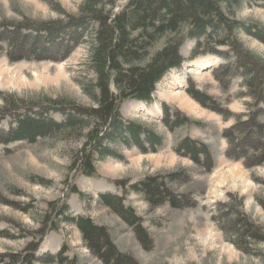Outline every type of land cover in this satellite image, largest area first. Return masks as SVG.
<instances>
[{"label": "rangeland", "instance_id": "1", "mask_svg": "<svg viewBox=\"0 0 264 264\" xmlns=\"http://www.w3.org/2000/svg\"><path fill=\"white\" fill-rule=\"evenodd\" d=\"M111 1L114 2L112 13L126 3V0ZM226 1L228 0H218L225 15L233 20L256 23L264 28V6L261 0H240L238 5L232 2L233 6H230L229 11ZM81 2L82 0H0V25L32 23V28L36 30L49 23H66L57 28L61 33L58 35L57 32L53 40L48 42L41 38L43 35L38 38V47L47 43L44 45L47 51L42 54L43 59L10 61L5 51L0 54V65L14 70L13 72L18 71L30 83L18 87L0 86V109L10 101H17L14 109L23 108L25 104L30 105L32 102L33 105L52 101L82 107L95 105L85 89L88 82L95 80L94 72L87 66L93 45L94 25L88 20L83 30L79 31L77 40L73 41L75 37L70 35L69 40L72 39V42L67 47L65 42L59 41L66 34L69 35L68 29L73 32L67 22L71 17H78ZM177 36L178 33L165 34L150 46L149 56L166 47ZM33 37L36 38L35 35ZM236 38L245 51L264 64L263 43L243 31L236 33ZM30 40L31 38H27V45L24 46L30 48ZM198 41L193 38L183 39L179 47L182 57L180 65L163 75L155 84L150 97L128 98L119 103L122 118L135 120L163 135L164 143L155 151L143 152L136 144L125 146L118 138L117 141L108 142L107 146L119 158L105 156L96 159V175L84 176L72 171L71 165L75 151L78 152L86 144L90 126L77 129L71 134L54 132L50 136L42 135L30 144L25 141L17 142L8 146L7 150L0 147V230L13 236H0V264L9 262L10 255L23 254L27 250V244L39 237L41 242L38 240V258L48 256V259L50 257V260H54L51 263L41 261L35 264H58L51 256H55L63 244L67 246V256L77 257V264H103L89 252L81 233L73 224L62 221L57 230L38 234L41 229L45 231L46 228L42 226L43 218L49 204L55 200L59 201V205L68 204V215L86 214L98 224L106 226L116 248L133 256L138 264H264V238L257 236L264 234V149L259 147V155L253 158L249 156L246 161L233 160L226 154L230 142L222 133L229 131L230 127L236 129L244 122L247 124L248 114L252 111L250 106L255 97L240 95L245 89V80L240 76L232 79L227 89H223L217 81L214 72L220 71L223 65L231 68L233 64L227 46H217L216 52L220 54L194 56L193 50ZM21 43L20 41L19 45ZM26 48L23 47L19 52L29 55L31 51ZM149 56L144 63L149 61ZM203 58L212 59L211 64L202 67L194 65ZM218 66L220 68L217 69ZM218 74L222 75V70ZM35 76L43 78L33 82ZM176 78L181 80L182 86L175 84ZM191 86L216 98L226 107L224 112L229 113L228 116L201 106L186 92V88ZM112 89L115 90L114 87ZM173 91H181L184 97L187 96L194 103L195 108L185 106L173 98ZM156 106L159 107L158 111ZM166 108L181 113L189 121L170 131L163 119H160ZM49 113L54 120L61 119L59 112L50 110ZM50 115L48 114L49 117ZM260 117L264 123V116ZM184 135L196 138L210 148V170L191 158L175 153L172 147ZM258 138L264 145V136ZM135 158L139 161H133ZM157 158L159 161L156 164ZM229 164L241 167L250 186L243 191L224 181L218 188L223 193L218 192L220 195L217 198H208L211 176L219 168H227ZM114 166L119 168L110 171L109 168ZM147 175L165 176L169 189L174 194L186 195L189 198L187 202L193 205L174 208L165 203L150 207L141 193L129 188ZM170 176L174 177L172 181ZM119 181L125 182L126 186L124 183L120 185ZM71 184L84 192L87 199L71 192ZM102 191L124 196V202L142 219L143 226L153 239L150 250L142 249L132 228L109 207L99 202L98 193Z\"/></svg>", "mask_w": 264, "mask_h": 264}, {"label": "trees", "instance_id": "2", "mask_svg": "<svg viewBox=\"0 0 264 264\" xmlns=\"http://www.w3.org/2000/svg\"><path fill=\"white\" fill-rule=\"evenodd\" d=\"M253 1L257 2V0ZM226 2L229 11L230 6H233L232 2L238 5L240 0ZM261 2L264 6V0ZM113 5L114 2L111 0H82L78 17H71L67 22V25L73 28V32L68 29L69 35L66 34L64 38L59 39L65 42L67 47V44L72 42V39L69 40L70 35L73 34L72 38L75 37L73 41L77 40L79 31L83 30L88 20L94 25L93 45L87 66L94 72L95 80L88 82L85 89L95 105L82 107L73 103L52 101L48 104L33 105L34 102H32L29 103L30 105L25 104L23 108L14 109L17 101H8L9 103L0 109V147L7 150L9 145L17 142L25 141L30 144L42 135L50 136L54 132L71 134L77 129L82 130L90 126L86 134V144L78 152L75 151L71 165L72 171L84 176L96 175V159H102L105 156L119 158V155L107 146L108 142L117 141L118 138L125 146L130 147V144H136V147L143 152L155 151L163 145V135L135 120L122 118L119 103L128 98L150 97L155 84L163 75L171 68L180 65L182 57L179 54V47L183 39L193 38L199 40L196 42L197 47L195 46L193 50L194 56L220 54L216 52L217 46H227L233 64L231 68L223 65L220 76L218 72L220 73L221 70L214 72L217 81L223 89H227L230 81L240 76L245 80V89L240 92V95L255 97L250 106L252 111L248 114L247 124L244 122L239 128L230 127L229 131H222L223 136L230 142L226 151L227 156L233 160L246 161L249 156L253 158L259 155L258 148L264 149L263 143L258 141V136H264V123L260 117L264 116V64L245 51L238 42L236 33L243 31L264 44V28L256 23L240 22L228 17L218 0H126L123 7L112 13ZM65 24L49 23L36 30L32 28V23L19 26L0 25V54L5 51L10 61L43 59L42 54L47 51L44 45L47 43L38 47V38L43 35L42 39H47L48 42L53 40L57 32L58 35L61 33L57 28ZM167 33H178V36L166 47L149 56L150 46ZM32 35L36 38H32ZM27 38H31L30 48L24 46L27 45L25 43ZM203 40L206 41L203 42ZM20 41L22 43L19 45ZM23 47L31 51L29 55L19 52ZM148 56L149 61L144 63ZM46 58L49 59V57ZM186 92L201 106L211 108L225 117L228 116L229 113L224 112L226 107H223L216 98L193 86L187 87ZM50 110L59 112L61 119L54 120L49 113ZM174 112L166 108L163 117L160 118L170 131L189 121L181 113ZM172 148L178 155L191 158L198 165H205L204 168L211 169V150L198 139L184 135L174 143ZM173 179L174 177L170 176V181ZM119 183L120 185L124 183L123 185L126 186L123 181ZM129 188L141 193L150 207L165 203L174 208L193 205L187 202L189 198L186 195L174 194L163 175L144 176ZM70 191L87 199L85 193L78 190L74 184L70 185ZM98 198L100 203L109 207L132 228L142 249L152 248L153 239L143 226L142 219L136 215L129 204L124 202L123 195L102 191L98 193ZM58 202L55 200L49 204L42 224L46 229L39 230L38 234L57 230L59 224L64 221L76 226L81 233L84 245L103 264H138L133 256L116 248L106 226L98 224L86 214L68 215V204L59 205ZM0 236L13 237L3 230H0ZM257 236L264 238V234ZM39 239L41 240V237ZM39 239L28 243L27 250L23 254L10 255L9 262L3 264L53 262L54 259L50 260L48 256L44 259L38 258L37 249L41 242ZM66 252L67 246L63 244L51 258H55L58 264H77V257H69Z\"/></svg>", "mask_w": 264, "mask_h": 264}, {"label": "bare ground", "instance_id": "3", "mask_svg": "<svg viewBox=\"0 0 264 264\" xmlns=\"http://www.w3.org/2000/svg\"><path fill=\"white\" fill-rule=\"evenodd\" d=\"M211 62H212V59L203 58V60L196 62L194 65L198 66V67H202L204 65H210ZM194 68H196V67H194ZM11 71L12 70L10 68L0 65V86L1 87H7V86L18 87V86H24V85L27 86L28 84H30L29 82H27V80L25 78H23L22 76H20L17 73L18 71H16V72H13L14 70L12 72ZM195 73L198 74L197 71ZM42 78H43L42 76L40 78H39V76H35L33 82H37L39 79H42ZM172 84H174V83H172ZM175 84L177 86H182L181 80H179L177 78L175 79ZM180 92L181 91H175L174 94H172L173 98L178 99L181 102V104H184L185 106L188 105L190 107H194V103L191 100H189V98H187V96L184 97ZM156 109L158 111L159 107L156 106ZM137 160H138V158H135V160H133V161H137ZM158 161H159L158 158L155 159L156 164L158 163ZM171 161L172 160H170V162ZM117 167L119 168V166H117ZM118 168H115V166H114V167H110L109 170L112 171V170L118 169ZM224 181H227L229 186L239 187L243 191L246 190L248 188V186H250L249 185L250 183L246 182V178H245L244 172L241 170V167L238 164H229V166L227 168L226 167L219 168L217 170V172H215V174H213V176H211V183H210L211 187L208 190V198L219 197L220 194L218 192H222V191H219L218 188L223 185L222 184L220 186V183H224Z\"/></svg>", "mask_w": 264, "mask_h": 264}]
</instances>
